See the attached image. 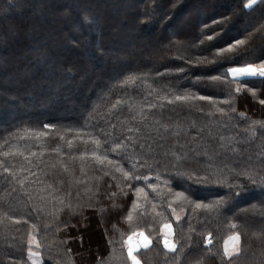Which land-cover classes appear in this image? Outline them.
Wrapping results in <instances>:
<instances>
[{
  "label": "trees",
  "instance_id": "16d2710c",
  "mask_svg": "<svg viewBox=\"0 0 264 264\" xmlns=\"http://www.w3.org/2000/svg\"><path fill=\"white\" fill-rule=\"evenodd\" d=\"M246 3L0 0V152H23L33 161L31 171L40 181L21 189L0 170V264H31L27 256L29 232L40 245L35 246L40 264H130L125 240L135 231L151 238L148 248L141 247L135 253L141 264H264V205L258 188L219 218L214 211H193L174 202L173 207L184 213L176 221L167 209L171 198L158 197L143 182L138 186L145 188L149 199L141 198L136 209L131 207L136 199L132 194L106 199L108 192L117 191L114 186L109 188V183L115 182L103 175L90 155L95 150L90 136L103 141L106 133L119 135L128 127L140 126L141 137L150 142L157 127L168 126L171 133H162L168 136L165 149L176 143L179 131V143L207 150L202 167L239 169L249 157L252 165H259V126L255 135L246 129L252 121H264V105L259 103L264 99V78L234 81L227 76V84L210 79L226 75L229 67L264 59V0H255L249 8L244 7ZM225 17L226 23H213ZM208 36L214 39L208 41ZM237 39L246 41L241 48L248 50L247 55H216L218 49ZM205 58L211 63H197ZM237 82L257 89L259 98L254 99L247 90L236 93ZM186 92L197 98L174 99ZM200 96H210L212 101ZM225 100L236 108V114H231L234 127H225L221 121H227L228 116L221 118L217 112L218 107L227 110ZM66 101L75 106L66 105ZM7 112H12L8 119ZM141 112L146 122L140 121ZM240 112L247 118H239ZM45 124L52 127L45 128ZM193 125L202 139L193 135ZM77 133L81 138L73 139ZM68 140H73L71 149ZM31 152L37 157L30 156ZM24 156L17 155L11 162L17 168L27 167ZM111 158L116 159L115 155ZM176 171L205 174L192 162L173 169L172 175L162 179L171 180L174 191L183 190L178 185L193 183L187 174L176 175ZM139 174L149 176L148 183H156L155 172ZM239 182L250 184L245 177ZM48 185L58 189L55 203ZM160 187L166 195L168 186ZM195 187L200 189L195 199L203 203L227 192L226 187L214 183ZM68 191L72 202L83 206L82 214L71 213L58 202ZM153 204L157 206L153 208ZM38 206L45 209L39 219L31 211ZM54 209L60 211L53 215ZM129 211L131 221L126 219ZM167 222L173 225L172 241L178 245L175 251L161 242L160 227ZM32 224L37 228L32 229ZM190 224L195 233L190 232ZM231 224L238 227L231 228ZM235 232L241 233L240 251L224 257V241ZM209 233L211 245H206Z\"/></svg>",
  "mask_w": 264,
  "mask_h": 264
},
{
  "label": "snow or ice",
  "instance_id": "6c2138e0",
  "mask_svg": "<svg viewBox=\"0 0 264 264\" xmlns=\"http://www.w3.org/2000/svg\"><path fill=\"white\" fill-rule=\"evenodd\" d=\"M255 3V0H247V3L244 5L245 8L251 7ZM228 20L227 17L223 18L219 21H213L214 24L219 25L222 23H226ZM217 37L221 34H215ZM208 41L214 39L213 36H208L206 38ZM246 41L242 39H237L234 43L228 44L226 48L218 49L216 55H222L224 53H238L239 55H247L248 50L242 49L241 46H245ZM198 64L203 63H211V61H207L206 58L203 60H197ZM178 71L183 72L184 69H179ZM159 75V74H158ZM227 76H231L234 81L239 77L243 76H259L264 78V59L259 60V63H246L243 65H237L229 67L226 70V75L224 76H213L210 79L213 81H221V83L227 84L228 79ZM244 90L250 92L254 99L259 98V92L255 88H248L247 85L237 82L235 84V92L239 93ZM196 95L186 92L185 94L175 95L174 99L176 101H188L195 100ZM201 100H209L212 101V97L210 96H200ZM169 103H172V98L168 99ZM213 103H217L213 101ZM225 105L228 106L227 110L225 107H218L217 112L220 114L221 118L228 116L227 121H221L225 127L232 125V115L236 114V108L231 105L230 100L223 101ZM259 103L264 105V99H259ZM149 107H156V105H149ZM162 107V105H161ZM239 118H247L246 113L240 112L238 113ZM146 115L141 112L140 113V121L146 122ZM259 126V136L261 140V144L259 147V151L261 153V161L259 165H252L251 158H248V163L244 164L241 168H228L225 165L223 168L218 170H211V165L206 167L200 166V162L202 158L208 156V152L206 149H202L200 145H190V144H181L179 143V138L182 135L181 132L177 131L175 133L176 143L171 146V149H165V145L168 142V136L162 133H171V128L168 126H159L156 128V136L149 142L145 141L141 137L142 129L140 126L137 127H128L122 130L119 135H113L112 133L104 134L106 138L101 141L99 138L89 137L91 143L94 144L95 150H93L90 155L95 161L96 165L100 166V170L103 172L104 176H111V181L115 182L109 183V188L115 187L117 191L108 192L106 195V199L114 200L117 195H122L127 197L129 194H132L136 197L132 201V209H136L139 207V200L143 198L145 201L149 199V193L145 191L144 187L138 186L141 182L147 184V187L150 188L153 192L157 194L158 197H170L171 199L167 202V209H171L172 215L175 216L176 221L181 220V216L177 215L176 207H173V203L176 202L178 204H186L187 206L192 207L193 211L197 209H205L209 211H214L216 213L217 218L224 215V213L230 211L233 207H235V202H238L242 197L248 196L255 189H259V194L262 197L260 203L264 205V121H252L249 125L248 130H253L255 135L256 126ZM45 128H50L52 125L45 124ZM69 132L72 129H68ZM192 132L195 137H201V132L199 129H196L195 126H192ZM46 134V133H45ZM121 137H123L121 139ZM63 139V137H61ZM79 133L73 137V139H80ZM223 139V137H221ZM68 148L71 149L73 146V140L67 141ZM111 145V147H108ZM5 146H7V141H5ZM101 149L103 151L101 152ZM161 149H165L161 151ZM54 151H59L58 149H54ZM246 151V150H245ZM24 156L23 152H14L12 150L0 152V170L12 178V181L19 185L21 189L27 188L31 183H40L36 174L31 171L33 166V161L30 160L27 156H24V161L27 163V167L20 166L17 168L15 163L11 161L15 159V157ZM36 152H31L30 156L37 157ZM42 155V153H40ZM85 154H81L80 159H84ZM115 155L116 159H112L111 156ZM72 159H76L72 157ZM176 163L173 164L172 161ZM188 162H192L199 167L200 171H203L204 175H194L193 173H181L176 171V175H185L187 174L188 180L193 183L178 185L183 187L181 191H174L172 186V181L169 179H162V176L172 175L173 169H178L179 166L184 165ZM38 166V165H37ZM107 169V170H105ZM83 170V168L81 169ZM147 170L148 172H155V181L156 183H148L149 176L140 175L139 173ZM225 172L227 174H225ZM118 174V175H117ZM236 178V182H230V178ZM240 177H245L250 184H242L239 182ZM210 183H214L221 188L226 187L227 192L224 196H218L214 201L210 203H203L200 200L195 199L197 195H199L200 189L195 187L196 185H208ZM161 185H167V193L165 195L163 188ZM48 188L51 189L52 199L57 202L56 192L58 189L54 188L52 185H48ZM96 195H100L99 187L97 186ZM65 199L68 201L65 204ZM65 199H60L58 202L63 205L69 212L71 213H79L82 214L83 206L77 202H72V194L71 191L65 193ZM91 204H89V207ZM157 205L153 204V208ZM162 209L164 207L163 203L159 205ZM32 212L37 214V219L40 218V215L45 212L43 207H34L31 209ZM60 211L59 209H54L53 215L56 212ZM71 218V217H70ZM127 220H132V211H129L126 217ZM189 220H191V216H189ZM26 222V221H25ZM66 226V225H65ZM47 227V225H45ZM165 228L168 229L169 233L171 232V227L168 224L164 225ZM231 228H237L238 225L231 224ZM32 229L37 228V224L31 225ZM189 230L192 233H195V229L189 226ZM141 240L137 241L133 244V236L136 235L135 232L128 235L125 240V244L127 246V261L130 264H141V260L135 254L136 251L143 247L148 248L150 244V240L147 236L140 233ZM209 238H205L204 243L206 245H211V233L208 234ZM191 239V237H189ZM229 241H231L232 247L229 248ZM240 242H241V233L235 232L233 233L228 240L224 243L223 256L224 257H232L233 253H238L240 251ZM111 243V241H109ZM36 244L37 247L40 245L36 240V236L29 232L28 239V260L31 261V264H40L39 257L40 252H34L32 250V245ZM163 245L166 249L171 251L177 250V243L171 241L168 238V233L164 234ZM14 264H24L23 261L14 262ZM223 264H230V261H224Z\"/></svg>",
  "mask_w": 264,
  "mask_h": 264
},
{
  "label": "rangeland",
  "instance_id": "374dc122",
  "mask_svg": "<svg viewBox=\"0 0 264 264\" xmlns=\"http://www.w3.org/2000/svg\"><path fill=\"white\" fill-rule=\"evenodd\" d=\"M246 77H253V76H243V77H239V78H246ZM72 85H74L73 82H72ZM65 104H66V105L69 104L70 106H75V103H73V102H69V101H66ZM39 108H45V107H44V106H41V107H39ZM28 109H29V108H28ZM27 111H29V110H27ZM22 112L24 113V112H26V110H23ZM11 116H12V112H11V113H9V112L6 113V119L10 118ZM0 120H1V119H0ZM256 197H258V196H256ZM252 198H253V196H252ZM176 214H177V215H180L181 217L184 215L183 211H180V212L177 211ZM174 219H175V216H174ZM175 220H176V219H175ZM165 224H168V225L171 227V232H170V233H169L168 229L164 227ZM165 224H163V225L160 227V231H159L160 234L162 235V240H161V242H163V240H164V234H165V233H168V238L172 241L173 225H172L170 222H167V223H165ZM140 232H141V231H138V232L135 231L136 235L133 236V240H132L133 244H135L137 241H140V240L142 239L141 236H140V234H139ZM142 232H143V231H142ZM143 234L149 238L150 243H151V238H150L145 232H143ZM230 236H231V235H230ZM230 236H228V237L225 239V241L228 240ZM206 238H209V237L207 236ZM210 239H211V238H210ZM225 241H224V243H225ZM149 245H150V244H149ZM35 246H36V244H33V245H32V250H33L34 252H36ZM231 247H232V244H231V241H229V248L231 249ZM223 249H224V244H223ZM235 254H237V253H233V255H235ZM27 256H28V255H27ZM39 261H40V263H41V257H39ZM30 262H31V261H30Z\"/></svg>",
  "mask_w": 264,
  "mask_h": 264
}]
</instances>
